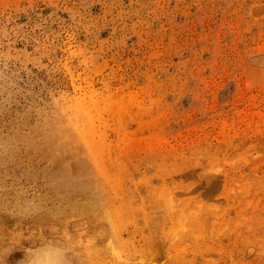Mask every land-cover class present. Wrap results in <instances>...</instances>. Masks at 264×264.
<instances>
[{
    "label": "rangeland",
    "instance_id": "1",
    "mask_svg": "<svg viewBox=\"0 0 264 264\" xmlns=\"http://www.w3.org/2000/svg\"><path fill=\"white\" fill-rule=\"evenodd\" d=\"M110 96H124V105L132 107L124 112L119 101L121 111H113L110 99L102 103ZM89 97L102 99L97 109ZM75 113L91 115L94 129L103 121L106 128L97 129L105 136L95 139L97 130L89 139L109 141L113 158L118 145L120 151L133 139L129 152L141 145L133 157L126 150L125 161L116 159L127 168L117 182L125 193L135 188L129 168L156 180L173 170L187 176L184 183L197 189L187 199L218 181L208 201L218 213L200 222L205 240L191 220L177 248L193 250V264H264V0H0V133L7 132L3 121L11 127L22 121L27 132L44 117L74 124ZM142 139L155 141L151 148L167 158L145 153L150 145ZM52 145H42L23 169L25 177L8 188L0 181V190L8 192L0 206V263L21 264L28 252L53 245L68 264L86 258L123 264L124 249L111 244L107 254L104 240L111 230L125 240L123 229L133 221L122 212L121 218L116 205L106 212L108 184L89 161L93 155L98 162L97 153L81 143ZM103 164L107 175L110 167ZM162 183L168 188L167 177ZM234 230L240 237L230 245ZM94 232L103 239L91 240ZM160 253L151 264L168 261L164 249Z\"/></svg>",
    "mask_w": 264,
    "mask_h": 264
},
{
    "label": "bare ground",
    "instance_id": "2",
    "mask_svg": "<svg viewBox=\"0 0 264 264\" xmlns=\"http://www.w3.org/2000/svg\"><path fill=\"white\" fill-rule=\"evenodd\" d=\"M92 92H90L89 95L95 94V92L94 93H92ZM96 93H97V91H96ZM114 93L116 96L117 93L116 92H114ZM100 94H101V92H100ZM129 95H131V94H129ZM92 96H90V97L92 98ZM111 96H113V95H111ZM111 96L109 98H107V100H106V98H104L106 101L103 99L104 102H102V103L104 104L105 102L108 101V99H110L108 101L110 104L109 108L110 107L112 109L114 108L116 111L117 107L115 106L116 105L115 103H117V106H118L121 102H123L121 99H124L123 98L124 96L120 97V100H119L120 103L118 101L119 98L117 99V101H115L116 99L115 98L112 99ZM131 96L133 97L134 95H131ZM90 97H89V99H90L89 103L91 102V105L92 104L94 105L97 103V101L102 100V99L97 100V97H94V99L96 100L94 103V101H93L94 99H91ZM131 100L129 102H131ZM134 100H136V99L134 98L132 101L134 102ZM113 101H115V102L113 103ZM124 102H123V104H121V105H123V107L120 105L119 108L125 109L124 112H126L125 107H127V106L132 107V105L129 106L130 104H128L126 106V105H124ZM126 102H128V100ZM111 104H114V105H111ZM135 105H137V104H135ZM95 106L99 107L98 103H97V105H94V107ZM112 106H114V107H112ZM97 107H95V109H97ZM119 108H117V109H119ZM135 108H137V107L135 106ZM95 109H93V110H95ZM114 109H113V111H114ZM137 109H139V108H137ZM119 111H121V109H119ZM127 111H129V110H127ZM137 112H135V113H137ZM143 112H144V110H143ZM139 114H142V113L139 112ZM74 115L75 116L77 115L76 117H73L74 118V124L69 118H64V119L62 118L59 120L56 118V116L52 117L51 119L48 117H44L41 124H39L38 126H34V127L29 128V130L27 132L24 131V128L26 127V125L22 121L18 122L15 127L5 126L8 123L5 124L4 121L1 122V124L3 125L1 127L3 129H6V131H7L6 135H2L0 133V181H2L3 187H7V184H9L8 185V187H9L13 181L20 180L21 178L25 177V175L23 174V169L28 164H30L31 160L33 158H35L37 156V154L43 149L42 145L50 143L53 145L56 144L58 148H65V147H68L72 144L78 145L79 143H81L84 145V148L89 150L92 154L94 153V155H95L97 153L99 165H98V162L95 160V156H93V155L89 159V161L91 162V160L93 159L95 161V164L97 166H99V168H96L95 170H97L99 175L101 176L100 178L102 179V182L105 184H108V186L106 188L107 189L109 188L111 190V194L109 192L110 190L108 189V191L105 193V196H104V202H106V205H105L106 206L105 207L106 212L111 213L112 211L116 210L119 213V215H120V212H122V214L124 213L127 215V219H129L130 221L131 220L133 221L130 224H128L124 229L121 228V229H123L124 233L126 232L127 237L125 238V240L122 239L121 236L120 237L114 236L113 232L111 230V234L108 235L109 237L105 238V240H104V242L107 243L105 250H104L105 253L108 254L109 252H111L110 251L111 244L116 243L117 246L119 245V248H122L121 250L124 249V251H121V252L126 253V254L122 253L123 264H151V263H153L156 260H159L161 258L162 255L160 252L162 249H164V251L166 252V258L168 260L165 264H193L194 260H195V254H194L193 250H189V251L186 250V252H184L183 249H181V248L177 249V248H178V245L180 243H182V238L185 237L184 234L187 233V230H188L187 229V225H188L187 223L191 220H193V223L196 225V227H194L195 231L199 232V235H201L200 240L202 238L205 240L206 236L204 235L205 233H203V227L200 226V222L202 221V224H203V222L207 219L208 215H212V216L215 215L216 216V213H218V211L216 210L217 207L214 206L213 204L208 203V201L210 199H212L211 193L215 192L216 189H218L216 187H219V186H217L218 181H214V182L210 183L207 186L206 191L198 192V194L195 197H193L191 199H187V198H184L183 196L188 195V194H192L195 191H197V189L194 188L195 185L192 186L190 184L184 183V180L187 179V176L181 175L177 171L173 170L170 174L168 173V171H166L165 173L167 175H165V173H163V172L161 174L158 173L157 177H156L157 180H156L150 176L151 173L148 174V173H146V171L141 172L140 170L136 171L132 168H129V170H131V171H129L128 177L133 178L135 180V188L134 187H128L126 189L127 193H125L124 183H122L123 184V186H122V184L118 185L117 182L121 183L120 182V175H124L125 170L127 168L119 160L121 159L123 161L124 160L123 156L127 159V157H129V155H131V154L136 155V153L132 152V151L134 149L136 150L135 147H137V149H138V147H139V149H141L142 148L141 145H139V144L133 145L134 149L132 148L133 150H131V152H129L130 151L129 149H131V148H130V146H128V142L131 141V143H129V145H130V144H134V143H132L134 141H133V139L129 140V141L124 139L125 141H127V144L120 151H119L120 148L118 147L119 146L118 145L116 147V149H118V151L116 150V152H113L115 154V157L113 158L114 155L111 156V151H113V150H110V148H109V146L111 147V145H110L111 143L109 144V143H107L109 141L105 142L102 140L103 141V145H102V144H99L101 142H98V141H100L99 139L102 138V135L105 136V131H102L104 133H102V135L100 136L101 129L100 130L97 129L101 126L102 130H103V128H104L102 126L103 121L101 122V125H99V123L97 122L99 127L95 122L94 125H96V129H94L95 126H93L94 122H93V117H91V115L83 114L80 117H78L79 114L75 113ZM123 115H125V114H123ZM123 115H121V113L118 114V116H120V120L123 117ZM128 116H129V118H130V116L132 118V115H129V113H128ZM134 116H135V114H133V117ZM94 118H96V117H94ZM122 119L124 120L125 118L123 117ZM94 120H97V119H94ZM100 120H104V119H101V117H100ZM108 123H109V120H108ZM149 123H151V122H149ZM146 124L148 125V123H146ZM108 125L111 126L110 124H108ZM121 125H123V124H121ZM115 127H117V126H115ZM113 129H115V128H113ZM97 130H99V131H97ZM96 131L99 132V134ZM42 133H45L44 134L45 136L41 137L40 135H42ZM96 133L100 136L99 138H97L95 136ZM106 133H108V132H106ZM129 133H131V135H133L132 132H129ZM127 134L123 133L122 136L127 138L126 137ZM91 135L96 137L95 139H97L98 141L97 140L90 141L89 137ZM113 136H114V134H113ZM135 136H137V135H135ZM159 137H161V136L150 135L149 139H153V140L157 141L160 139ZM90 138L92 139V137H90ZM115 138L117 141L118 138L116 136H115ZM129 138H130V134H129ZM105 139H107V136H106V138H104V140ZM110 139L112 140V138H110ZM161 139L164 141L163 138H161ZM142 140L146 141L147 139L146 140L142 139ZM153 140H151L149 142L146 141V142H148L149 143L148 145H150V143ZM96 141L98 142L97 144H96ZM116 141H114V143ZM144 141H140V143L144 142ZM155 141H153V142H155ZM104 142L107 143V145L108 144L109 145L106 146V144H104ZM116 143L118 144L119 142H116ZM144 144H145V142H144ZM142 146L144 147L145 145H142ZM161 146H163V145H161ZM149 147L150 148L145 153L153 155L152 157L159 155V156H163L162 159L167 158V155L162 154L163 151H161L160 148H154V147L151 148V145ZM168 147H169V145H168ZM102 148L104 150V153L102 151ZM125 148H127L129 151ZM113 149H115V148H113ZM126 150L129 152V155H128V152ZM119 154H120V156H118ZM179 154H181V153H179ZM117 157H120L119 160H116V159H118ZM184 159H186V158H184ZM102 161H103V163L105 161L108 164V167H110L108 172H107V175H104L105 174L104 171L101 172L100 168L104 167V164L101 163ZM100 164H102V165L100 166ZM105 167H107V166H105ZM105 167H104V169L103 168L102 169L106 170L107 168H105ZM110 169L114 172H111ZM75 172H73V173H75ZM73 173L70 174V177H72ZM75 174H77V173H75ZM165 177L168 178V183L166 184V185H168V188L160 187V183H162V181H164ZM72 178H77V176L72 177ZM154 182H157V184H159V185H154ZM116 191H117V193H116ZM230 191H231V189H230ZM139 192H140V194L143 192V194L141 195V198L135 197V196L139 195ZM7 195H8V192L6 189L3 192L0 190V206L6 204L5 199L7 198ZM119 197H120V200L118 201L117 198H119ZM133 198H135L136 200H133ZM92 199H93V197H92ZM253 203H252V205H253ZM188 204H189V207H191L193 210V218L192 219L187 218L188 214H186V211L188 208L187 207ZM114 205H116L115 210H114ZM106 212H104L105 220H106V221H104V223H108V221H109L108 220V213H106ZM118 213H116V216ZM119 215L117 217L121 216V215L120 216ZM121 218H122V216H121ZM116 219L117 218H115V219L113 218V220H116ZM142 219H143L142 224H137L135 222L138 220L141 221ZM117 221H120V218H118ZM0 222H1V220H0ZM115 222H114V226H112V227H115V225L118 226V224H116ZM124 222H125V219H124ZM121 223H123V221ZM108 225H109V223H108ZM197 226H199V228ZM129 227L131 229H128ZM119 229H120V227L119 228L117 227V229H115V231H118ZM1 230L2 229H1V225H0V231ZM100 231H102L104 233V228L100 229ZM231 233H235V235L230 236V245H232L233 241L235 242L236 239H239V237H240V235H237L236 230H234ZM102 236H103V234H101L100 232H96V233L94 232L92 234V236L90 237V239L94 240L96 243L98 241H101L100 239H103ZM197 236L198 235H196V237ZM164 241L167 244V245L165 244L166 246L164 245ZM160 242H162L161 246L159 245ZM235 245H237V244H235ZM117 249L118 248L116 247V250ZM185 254L189 255L190 259H186L185 257H182V255H185ZM112 256H113V254H112ZM25 259L26 260L24 262H22L21 264H68V261L65 259L64 255H63V250L57 246L54 247L53 245L44 246L40 249L28 252L27 255L25 256ZM82 262L84 264H97V261L95 258H91V259L86 258V259H83ZM0 264H4V263L2 262ZM17 264H19V263H17Z\"/></svg>",
    "mask_w": 264,
    "mask_h": 264
}]
</instances>
